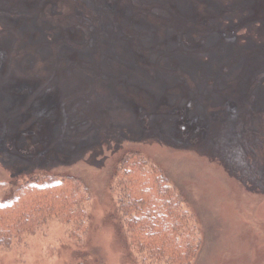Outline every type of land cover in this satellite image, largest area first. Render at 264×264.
<instances>
[{"label":"rangeland","instance_id":"obj_1","mask_svg":"<svg viewBox=\"0 0 264 264\" xmlns=\"http://www.w3.org/2000/svg\"><path fill=\"white\" fill-rule=\"evenodd\" d=\"M0 53V181L92 198L78 240L54 220L0 264H133L109 191L130 151L186 199L191 264H264V0H0Z\"/></svg>","mask_w":264,"mask_h":264},{"label":"trees","instance_id":"obj_2","mask_svg":"<svg viewBox=\"0 0 264 264\" xmlns=\"http://www.w3.org/2000/svg\"><path fill=\"white\" fill-rule=\"evenodd\" d=\"M1 54V53H0ZM24 182L0 181V250L34 236L50 222L71 225L78 240L90 221V188L78 177L41 173ZM109 191L116 230L133 264H191L202 243L194 215L179 188L148 156L123 154L115 164Z\"/></svg>","mask_w":264,"mask_h":264}]
</instances>
